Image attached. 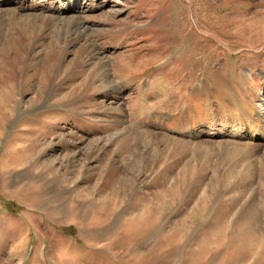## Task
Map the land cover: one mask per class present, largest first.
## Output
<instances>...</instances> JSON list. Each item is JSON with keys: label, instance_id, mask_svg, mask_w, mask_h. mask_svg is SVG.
Returning a JSON list of instances; mask_svg holds the SVG:
<instances>
[{"label": "rangeland", "instance_id": "obj_1", "mask_svg": "<svg viewBox=\"0 0 264 264\" xmlns=\"http://www.w3.org/2000/svg\"><path fill=\"white\" fill-rule=\"evenodd\" d=\"M1 1L0 264H264V0Z\"/></svg>", "mask_w": 264, "mask_h": 264}, {"label": "bare ground", "instance_id": "obj_2", "mask_svg": "<svg viewBox=\"0 0 264 264\" xmlns=\"http://www.w3.org/2000/svg\"><path fill=\"white\" fill-rule=\"evenodd\" d=\"M4 1L5 2H11V0H4ZM59 1H60L61 4L63 3V5H64V2H66V5H68L67 7H69V8L61 10L62 12H65L67 10H70L71 12H80V10L78 8L79 7L78 6L79 5V1L78 0H59ZM0 2H3V1L0 0ZM100 9H101V7L97 6V5H92L91 7L88 8V10L94 11V12H97V10H100ZM262 13H264V11ZM263 16H264V14L261 15V17H263ZM145 47L148 48L147 46H145ZM219 82L221 84H223L224 80H220ZM218 86H219V88H221L220 87L221 85H218ZM226 87H228V86H226ZM198 89H201V93L203 95H204V92H205V94L209 95L210 94V90H211V89L210 90H207V89L204 90V87L202 85H199L197 90ZM213 90H215V89H213ZM228 110L230 111V113L227 114L226 120L223 118L224 121L222 122V124L226 128V132H227V134H224V138L240 137L241 139H243V138H247L248 137L251 140H255L257 138H264V104H261V109L259 110V114H258V116L256 118V121H253V119L250 116L247 115V113L245 112L242 104L237 102L236 100L232 99L231 106H230V108ZM200 125H202V124H200ZM215 127H216V125L213 122H206L205 123V128L208 129V130H212L213 131V130H215ZM181 129L182 128L178 129V133H180V134L186 133V131H182ZM215 134H217V133H215ZM246 145H247V143H245L244 146H246ZM249 146L251 147V145H249ZM201 253H203V252L201 251Z\"/></svg>", "mask_w": 264, "mask_h": 264}]
</instances>
